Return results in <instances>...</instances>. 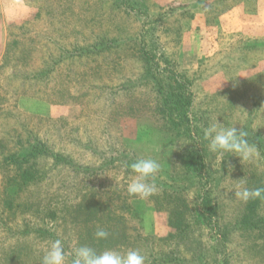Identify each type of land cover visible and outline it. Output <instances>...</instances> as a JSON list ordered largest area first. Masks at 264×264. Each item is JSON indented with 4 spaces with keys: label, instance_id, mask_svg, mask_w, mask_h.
I'll return each instance as SVG.
<instances>
[{
    "label": "rangeland",
    "instance_id": "374dc122",
    "mask_svg": "<svg viewBox=\"0 0 264 264\" xmlns=\"http://www.w3.org/2000/svg\"><path fill=\"white\" fill-rule=\"evenodd\" d=\"M216 122L259 156L210 152ZM140 158L160 164L148 200L126 192ZM242 178L264 188V0H0V264H41L56 239L67 264L81 245L264 264Z\"/></svg>",
    "mask_w": 264,
    "mask_h": 264
},
{
    "label": "clouds",
    "instance_id": "9594fccd",
    "mask_svg": "<svg viewBox=\"0 0 264 264\" xmlns=\"http://www.w3.org/2000/svg\"><path fill=\"white\" fill-rule=\"evenodd\" d=\"M235 125V124H234ZM226 127L216 122L204 131V138L208 141V150L212 153L223 155L232 153L241 161H252L259 156V149L248 140L249 132L243 127ZM133 178L126 186L129 197L140 200H148L156 191L153 182L160 171V164L152 158H140L130 165ZM241 183L235 190V197L247 203L250 200L264 199V188H249L244 178L239 179ZM94 236L97 240L107 239L109 232L103 227H97ZM70 264H145V257L138 249L118 251L116 249L97 250L89 245H81L72 250ZM41 264H67V257L62 241L56 239L51 242L45 254L42 256Z\"/></svg>",
    "mask_w": 264,
    "mask_h": 264
},
{
    "label": "trees",
    "instance_id": "16d2710c",
    "mask_svg": "<svg viewBox=\"0 0 264 264\" xmlns=\"http://www.w3.org/2000/svg\"><path fill=\"white\" fill-rule=\"evenodd\" d=\"M40 146H41V144L36 143L35 145H33V148L31 149L29 154H25L24 156H21L20 158L16 157L15 155H9L8 159H6L5 162H6L7 165H12V166H15V165L17 166V165H20V164L27 163L30 158L38 156V154L41 151ZM41 147H43V146H41ZM44 148H45V146H44ZM55 158L58 161H60L61 156L57 155V156H55ZM62 160H64V159H62ZM28 180H29V178H24L23 179V181L25 183L28 182Z\"/></svg>",
    "mask_w": 264,
    "mask_h": 264
}]
</instances>
